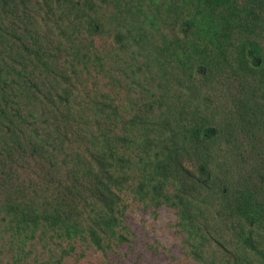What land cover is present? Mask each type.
Returning a JSON list of instances; mask_svg holds the SVG:
<instances>
[{"label":"trees","instance_id":"16d2710c","mask_svg":"<svg viewBox=\"0 0 264 264\" xmlns=\"http://www.w3.org/2000/svg\"><path fill=\"white\" fill-rule=\"evenodd\" d=\"M125 1L114 3L117 15L137 33L133 40L147 38L163 14L152 11L153 19L147 23L145 5L141 2L131 8L127 4L134 0ZM105 3L0 0V50L8 58H0V120L7 106H15L14 91L24 87L19 81L23 78L29 89L41 94L52 122L46 127L47 135L41 136L35 128L27 136L22 128L19 136L6 138L3 149L27 162L21 168L22 181L17 178L16 201L9 197L6 212L16 218L13 225L18 232L35 233L43 227L68 241L87 236L99 249L105 248L106 239L117 237L125 209L118 191L131 188L132 182V160L125 151L141 141L131 137L127 128L119 134L108 129L105 137L87 142L80 140L81 133L71 132L74 116L85 119L86 115L72 107L77 99L76 60L90 56L68 44L74 33L69 36L67 30L73 26L76 33H103L98 10ZM124 5L130 16L124 11L122 19ZM166 11L174 17L173 40L155 48L149 57L157 63L175 60L180 69L192 74L196 70L198 75L187 87L195 89V97L184 103L176 97L165 114H156L163 99L154 95L147 110L128 121L131 129L144 131L146 166L151 167L135 192L156 206L177 209L190 242L200 244L223 234L224 228L242 247L260 252L254 236L264 233V0H173ZM41 25L52 27L48 40L42 36ZM130 35V30L125 38L118 33V44L125 45ZM94 58L101 62L98 55ZM44 71L51 84L39 91L43 84H38L40 75L35 73ZM224 85L234 89L230 88V101L220 105L212 98ZM96 105L105 118L112 112L114 127L127 123L109 98ZM15 113L20 122L40 121L31 112L23 116L21 108ZM58 118L64 121L60 132L55 125ZM159 131L164 140H159ZM74 144L76 150L70 151ZM224 224H232V232Z\"/></svg>","mask_w":264,"mask_h":264},{"label":"rangeland","instance_id":"374dc122","mask_svg":"<svg viewBox=\"0 0 264 264\" xmlns=\"http://www.w3.org/2000/svg\"><path fill=\"white\" fill-rule=\"evenodd\" d=\"M106 1L107 3L98 10L103 33L94 36L87 31L76 33L73 26L67 30L69 36L74 33L72 38H68V44L76 46V49L90 56L76 60L78 61L77 78L73 81L76 83L77 99L74 100L72 107L75 111L83 110L86 115L85 119L74 116L73 121L71 120V132L75 131L76 135L77 132L81 133L80 140L87 142L93 138L105 137L108 129H114V132L119 134L127 128L131 137L136 135L141 140L133 148L126 149L127 151L121 149L132 160L129 173L132 182L131 188L118 191L125 209L121 215L122 224L116 228L117 237L106 239L103 243L105 248L99 249L87 236L68 241L58 238L54 232H48L43 227L35 233H23L18 232L13 225L16 218L7 214L6 203L9 197L16 201L14 192L17 178L22 181L25 172H22L21 168L25 167L27 162L25 164L23 160L18 161L19 154L10 157L9 152L3 148L4 146L7 148L6 141L9 137L19 136V130L22 128L27 136L34 132L35 128L43 136L47 135L48 123H52L49 118L51 115L45 114L43 109L44 100L41 94L29 89L28 82L20 78L19 81L24 87L14 91L15 106H7L6 116L1 117L0 120V264H264V233L254 236L255 243L262 250L260 252L242 247L240 241L224 228L221 229L225 231L223 234L195 244L188 241V234L181 227L177 209L166 204L156 206L150 200H142L140 195L136 194L135 190L140 181L149 174L151 167L146 166L145 152L148 146L147 142L145 143L144 131L131 129L128 127V121L144 113L147 110L146 105L154 95L163 99L161 109L155 110L156 114H165L166 107L170 105V101L175 102L176 97H179L183 103L190 98L194 99L195 89L191 91V88L187 90V87L191 86V78L198 74L195 73L196 70L192 74L190 70L180 69L175 60L165 58L161 63H157L149 57L154 53L155 48L163 46L164 43L167 45L173 40L174 17L166 11L173 0H134L127 4L135 8L134 4L142 2L148 9L143 16L147 23L153 19L152 11L158 10L163 14L160 20L152 25L147 38L139 41L133 40L137 34L135 30L133 32L124 21L122 23L121 16L117 15L114 3L120 0ZM121 2L126 1L121 0ZM127 5L121 7L122 19L123 15H129L126 11ZM157 6L161 9L159 10ZM115 13L117 17H114ZM40 29L42 36L48 40L47 35L52 27L41 25ZM129 30L132 35L127 36L125 45L118 44L117 34L120 33L125 38L126 31ZM52 34L59 33L54 31ZM1 51L3 50H0V58L8 60L7 52ZM95 55L101 58L99 64L94 58ZM35 74L40 75V80L37 78L38 84H43L39 91L48 90L51 82L48 81L47 72ZM199 82L195 80V84ZM215 86L216 84L213 88ZM234 87H237V84ZM234 87L228 85L219 87L217 94H213L212 99H215L213 101L220 105L228 103L229 94L233 93L230 88L234 89ZM211 90L204 89L206 93ZM107 98L118 106L126 124H115L114 127L112 112L108 111L106 118L102 115L100 105L97 107L96 104L98 100ZM195 102L198 103L196 100ZM16 108L22 109L23 116L31 112L36 118H40V121L34 124L37 119L28 118L27 123L21 121L25 124L22 125L15 117ZM42 113L44 118L41 117ZM186 113H183L182 118ZM214 113L220 116L219 110ZM188 116L192 117L191 114ZM61 119L58 118L55 123L59 132L64 124ZM80 121H82L81 125L78 124ZM164 128L166 129V126ZM173 128L174 126L171 129ZM124 132H127L126 129ZM160 132L158 138L164 140L163 132ZM165 138H168V135ZM223 142L221 144L224 151L225 142ZM155 144L156 142L152 146L154 149ZM74 148L76 144L70 146L69 150L75 151ZM224 154L226 156V153ZM170 191L174 190L170 189ZM224 225L232 232V224ZM121 235L125 239H120Z\"/></svg>","mask_w":264,"mask_h":264}]
</instances>
